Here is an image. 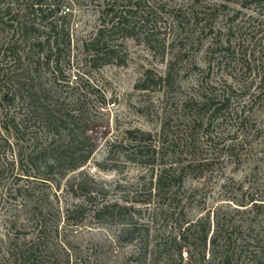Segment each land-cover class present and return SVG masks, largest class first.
<instances>
[{
    "label": "trees",
    "instance_id": "obj_1",
    "mask_svg": "<svg viewBox=\"0 0 264 264\" xmlns=\"http://www.w3.org/2000/svg\"><path fill=\"white\" fill-rule=\"evenodd\" d=\"M15 1L25 3L23 9L0 7V139L5 142L6 153L14 150L10 137L20 142L26 138L33 141L31 152L25 157L21 148L20 155L26 181L41 180L49 189L45 196L47 207L34 210L41 218L52 213V198L57 197L52 191L61 188L60 184L54 187V178L58 176L62 181L80 172L92 152L85 148L77 124L79 117L59 93L67 81L62 59L70 57L73 43L70 24L61 21L71 16V8L63 6L62 0ZM102 1L100 28L84 42L83 49L92 63L102 60L108 65L119 58L125 46L115 44L116 38H135L141 23L154 22L155 12L142 10V0ZM233 4L240 9L226 14L223 27L217 29L218 12L231 9ZM244 11L256 16L244 20ZM173 23L174 28L188 35L190 42V48L182 50V57L212 38L208 55L220 58L218 68L221 72L231 70L229 76L234 83L226 79L220 87L214 83L213 63L209 61V72L200 75L177 108L176 117H165L159 134L129 131L128 143H121L125 158L147 170L135 188L134 198L125 203L103 201L95 205L101 191L92 188L86 191L82 204L67 209V220L78 226L84 221L83 214L90 212L99 224L122 226L123 240L136 246L129 264H264V195L253 196L248 205H241L247 208L240 221L221 212L191 220L185 189L190 176L202 179L228 159L242 163L251 155V151L242 154L244 147L263 137L260 114L264 111V0H225L211 6L195 0L189 7L180 5L174 9ZM194 69L202 70L196 63ZM175 72L172 63L160 83L169 87ZM149 82L144 80L138 88L149 90ZM17 102L29 113L19 122L16 116H10ZM7 172L0 165V180ZM24 180L17 177L14 185L18 187ZM25 188H16V195ZM71 188L83 191L84 183L76 182ZM5 191H9L8 187ZM140 196L142 199H138ZM42 236L43 228L34 241L14 246L19 264H53Z\"/></svg>",
    "mask_w": 264,
    "mask_h": 264
},
{
    "label": "rangeland",
    "instance_id": "obj_2",
    "mask_svg": "<svg viewBox=\"0 0 264 264\" xmlns=\"http://www.w3.org/2000/svg\"><path fill=\"white\" fill-rule=\"evenodd\" d=\"M194 1L142 0V10H154V22L141 23L133 39L123 41L116 38L115 44L123 43L125 46L121 48L119 58L106 65L102 60L92 63L91 57L83 49L84 42L100 28L103 1L62 0L63 6L70 7L72 11L71 16L61 22L70 24L73 43L70 57L67 55L62 59L67 81L60 87L62 91L59 93L79 117L77 124L82 131L85 148L92 152V157L80 172L71 173L62 181L58 176L54 178V187L60 184L61 188L52 191V195H57L52 198V213L40 218L34 214V210L43 205L47 207L45 196L49 189L41 180L26 181L27 177L22 173L26 168H22L20 155L21 148L25 157L31 152L29 147L33 141L26 138L20 142L16 137H10L14 150L6 153L5 142L0 139V146L3 147L0 165L8 170L0 180V264H19L14 246L20 247L34 241L42 228L41 241L53 264H129L136 246L123 240L122 226L99 224L92 219L90 212L83 214L84 221L77 226L68 222L66 211L74 204H82L86 199V191L96 187L101 191V196L95 205L103 201L125 203L134 198L135 188L147 170L125 158L121 143H128L129 131L159 134L165 117H176L177 108L189 96L200 75L209 72L210 62L213 63L211 70L214 83L217 82L219 87L223 79L234 83L229 76L231 70L221 72L218 68L216 63L220 58L208 55L207 48L213 43L212 38L205 39L203 46L192 50L190 55H181L185 47L190 48V42L185 32L174 28V9L180 5L189 7ZM198 1L203 6L225 2ZM24 4L15 0H0L2 9L11 6L19 11ZM230 8L218 12L217 29L223 27L226 14H233L234 10L240 9L234 4ZM197 9L201 10L199 5ZM244 13V20L250 15L256 16L252 11ZM2 59L0 55V67ZM172 63L177 72L168 87L160 83V77H166ZM194 63L202 70H195ZM93 65L100 68H94ZM146 79L150 81L147 84L149 90H140L138 87ZM260 115L264 121V111ZM10 116H16L19 122L27 119L29 113L26 107L17 102ZM260 127L264 129V123ZM243 150L245 152L242 154L251 151V155L243 158L242 163L228 159L217 166L215 172H208L202 179L192 176L187 179V214L191 220L206 217L209 213L214 217L215 212H221V215L230 214L240 221L247 208L241 205H248L253 196L263 197L264 134ZM223 159L220 158V162ZM20 176L25 180L18 187L25 186L26 190L17 196L15 190L18 187L14 184ZM79 181L84 183V190L74 192L71 187ZM7 187L8 192L5 191ZM138 199H142L141 196Z\"/></svg>",
    "mask_w": 264,
    "mask_h": 264
}]
</instances>
